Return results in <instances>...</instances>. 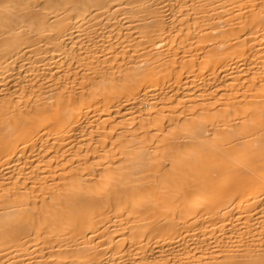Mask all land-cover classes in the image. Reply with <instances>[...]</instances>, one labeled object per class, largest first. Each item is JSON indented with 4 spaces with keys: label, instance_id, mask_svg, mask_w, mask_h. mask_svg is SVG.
Returning a JSON list of instances; mask_svg holds the SVG:
<instances>
[{
    "label": "bare ground",
    "instance_id": "obj_1",
    "mask_svg": "<svg viewBox=\"0 0 264 264\" xmlns=\"http://www.w3.org/2000/svg\"><path fill=\"white\" fill-rule=\"evenodd\" d=\"M0 264H264V0H0Z\"/></svg>",
    "mask_w": 264,
    "mask_h": 264
}]
</instances>
